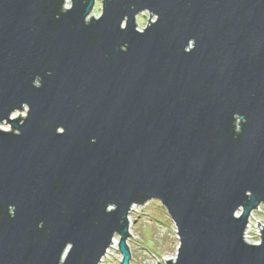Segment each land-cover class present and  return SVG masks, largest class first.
<instances>
[{
    "label": "water",
    "instance_id": "95a60500",
    "mask_svg": "<svg viewBox=\"0 0 264 264\" xmlns=\"http://www.w3.org/2000/svg\"><path fill=\"white\" fill-rule=\"evenodd\" d=\"M95 2L0 0V264H129L152 200L165 264H264V0Z\"/></svg>",
    "mask_w": 264,
    "mask_h": 264
},
{
    "label": "rangeland",
    "instance_id": "374dc122",
    "mask_svg": "<svg viewBox=\"0 0 264 264\" xmlns=\"http://www.w3.org/2000/svg\"><path fill=\"white\" fill-rule=\"evenodd\" d=\"M66 5H70V0ZM100 7L101 0H96L90 16L98 17L101 13ZM148 19L154 20V17L150 16L149 18L148 13L136 16L137 28L142 29L146 26ZM19 113L20 116H25L24 111ZM19 113H15L12 117L18 116ZM0 128L9 130L10 126L5 123L0 125ZM129 216L131 219L129 223L130 237L127 240V247H129L131 255L129 264H165V260L175 257L178 242L172 241L168 233L161 234V225L167 228L172 223L158 201L152 200L143 206H137ZM113 237L118 243L119 238ZM109 248L108 254L99 264H120L121 255L117 245Z\"/></svg>",
    "mask_w": 264,
    "mask_h": 264
},
{
    "label": "built area",
    "instance_id": "2783aa9c",
    "mask_svg": "<svg viewBox=\"0 0 264 264\" xmlns=\"http://www.w3.org/2000/svg\"><path fill=\"white\" fill-rule=\"evenodd\" d=\"M137 206H132L129 212V215L132 211H134V209ZM239 212L236 213V215H238ZM128 215V218H130V216ZM247 224H246V228L244 230L243 233V238L246 242L250 243V244H259L260 243V229H263L264 226V204L261 203L257 206V208H255L253 211H251L248 219H247ZM257 221L259 222V225L257 227ZM166 226V225H164ZM259 228V230H258ZM162 230V232H161ZM161 230H159V232L162 233H168L170 238L172 239V241H176L178 242V235L176 227L171 224L170 227H162L161 225ZM114 240V238H113ZM178 246V244H177ZM109 247H113L112 245H110ZM106 250V253L103 257H101V262L104 260V258L106 257V255L108 254L109 248ZM177 248V247H176ZM175 257H173L172 259H174Z\"/></svg>",
    "mask_w": 264,
    "mask_h": 264
},
{
    "label": "bare ground",
    "instance_id": "6f19581e",
    "mask_svg": "<svg viewBox=\"0 0 264 264\" xmlns=\"http://www.w3.org/2000/svg\"><path fill=\"white\" fill-rule=\"evenodd\" d=\"M68 2V0H65V3H67ZM130 218H128V221H129V223H130ZM130 227V226H129ZM130 229V228H129ZM129 232H130V230H129ZM112 246H115V245H117V241L114 239L113 241H112V244H111Z\"/></svg>",
    "mask_w": 264,
    "mask_h": 264
}]
</instances>
